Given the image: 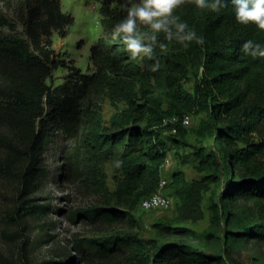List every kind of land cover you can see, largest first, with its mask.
Wrapping results in <instances>:
<instances>
[{
  "label": "trees",
  "instance_id": "obj_1",
  "mask_svg": "<svg viewBox=\"0 0 264 264\" xmlns=\"http://www.w3.org/2000/svg\"><path fill=\"white\" fill-rule=\"evenodd\" d=\"M100 4L102 35L90 48L93 67L87 74L58 60L53 44L56 34L64 39L75 23L62 12L60 0H15L8 5L23 28V39L3 40L0 51L18 77L2 96L8 107L9 141L0 139V179L17 187L15 214L38 221L37 241L49 244L51 222H43L52 210L36 197L48 180L47 157L61 163L62 182L97 206L72 213L73 219L90 222L100 237H71L67 242L81 264H224L221 257L207 255L183 243L169 242L194 236L189 229L165 222L153 225L155 238H140L134 211L141 200L161 189V169L170 145L186 147L184 116L205 115L196 140H214L220 157L193 147L201 170L214 173L190 183L182 172L172 175L169 188L176 192L178 214L193 225L204 219L203 198L212 184L225 178L223 200L250 203L256 223L235 233L240 240L264 246V59L253 60L241 52L244 41L264 44V31L235 21L229 7L217 14L198 9L193 0H182L174 10L204 44L187 48L173 41L161 53V67L152 72L153 61L131 60L118 40H112V25L124 14L126 0H96ZM67 69L69 75L57 87L48 83L53 73ZM193 75L192 93L184 84ZM108 100L115 113L103 120L102 102ZM177 118L176 123H171ZM176 130V134H171ZM169 132L167 140L161 138ZM118 153L121 177L115 189L107 185L104 164ZM211 213L218 218L215 207ZM119 229L116 234L110 233ZM7 239L13 236L5 234ZM22 240L19 237L17 241ZM76 258V257H75ZM41 264H65L43 262Z\"/></svg>",
  "mask_w": 264,
  "mask_h": 264
},
{
  "label": "rangeland",
  "instance_id": "obj_2",
  "mask_svg": "<svg viewBox=\"0 0 264 264\" xmlns=\"http://www.w3.org/2000/svg\"><path fill=\"white\" fill-rule=\"evenodd\" d=\"M15 0H0V44L3 40L23 39V28L14 14V10L8 3ZM62 12L71 15L75 23L68 30L66 38L61 39L54 34L52 40L58 60L64 61L70 66H75L83 74L93 69L90 62V48L97 43L102 35L100 4L96 0H60ZM25 41V40H24ZM11 66L7 65L0 51V139L9 141V123L4 111L8 102L3 93H8L18 77ZM69 75L67 69L60 68L53 73L51 81L54 87L62 85ZM196 78L191 75L184 84V89L192 93ZM103 120L108 123L115 111L108 100L102 102ZM205 115L191 116V124L187 127L188 135L185 140L186 147L176 149L170 145L167 159L168 165L161 169V182L163 187L159 194L171 200L172 206L166 209L143 211L136 208L135 218L138 228L133 230L140 238H155L153 225L157 222H165L174 227L189 229L195 233L181 239H171L169 242L183 243L197 249L207 255L221 257L224 264H264V246L253 240H240L235 233L244 227L256 223V217L250 210V203L239 201H224L223 194L226 188L225 178L221 182L212 184L203 198L204 219L193 225L181 221L178 214V199L176 192L169 188L172 175L176 172L184 174V180L188 183L199 180L206 175L214 173L211 166L201 170L199 159L194 156L193 147L206 149L207 153H216L221 159V153L214 140L202 144L196 140L194 131L197 130ZM165 131L161 134L163 140L170 137ZM5 150L0 144V152ZM121 157L118 153L112 156L104 164L107 175V185L110 190L115 189L113 178L121 177ZM61 163L53 156L47 157L45 165L48 180L43 184L37 198L41 204L50 203L52 210L48 218L43 222H51L48 234L53 236L49 244L41 245L37 241L38 221H28L15 214L18 191L13 181L0 179V264H41L43 262L65 264H81L77 256L70 250L67 242L71 237L79 238L100 237L96 228L91 223L83 222L79 218L75 221L72 213L80 209L98 205L95 199L79 198L70 185L62 182L58 172ZM212 206L218 213V218L211 213ZM120 230L115 229L110 233L116 234ZM5 234L13 236L7 239ZM22 238V240L17 241ZM76 257V258H75Z\"/></svg>",
  "mask_w": 264,
  "mask_h": 264
},
{
  "label": "clouds",
  "instance_id": "obj_3",
  "mask_svg": "<svg viewBox=\"0 0 264 264\" xmlns=\"http://www.w3.org/2000/svg\"><path fill=\"white\" fill-rule=\"evenodd\" d=\"M198 9H208L214 13L221 11L229 4L225 0H193ZM182 0H126L122 5L125 14L115 22L110 31L112 40H118L131 60L145 58L153 61L149 70L157 71L160 57L156 54L168 49V43L177 42L187 48L190 43L203 45L204 38L189 28L174 15V10ZM231 12L235 21L243 26L254 25L258 31H264V0H230ZM164 36V42L159 39ZM244 56L253 60L264 59V44L252 39L244 41L241 46Z\"/></svg>",
  "mask_w": 264,
  "mask_h": 264
},
{
  "label": "built area",
  "instance_id": "obj_4",
  "mask_svg": "<svg viewBox=\"0 0 264 264\" xmlns=\"http://www.w3.org/2000/svg\"><path fill=\"white\" fill-rule=\"evenodd\" d=\"M178 121L177 118H173L171 120V123H176ZM182 126L184 128L189 127L191 124V116L187 115L184 116L181 120ZM171 134H176V130H173ZM169 161L166 158L165 165H168ZM163 183L161 182V188ZM172 206V202L169 198L161 196L159 193L153 194L148 196L147 198H144L141 200L139 208L143 211H153V210H159V209H166L170 208Z\"/></svg>",
  "mask_w": 264,
  "mask_h": 264
}]
</instances>
